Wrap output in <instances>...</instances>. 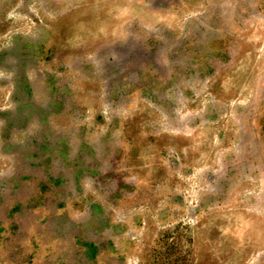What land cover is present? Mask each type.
Listing matches in <instances>:
<instances>
[{
	"label": "rangeland",
	"instance_id": "rangeland-1",
	"mask_svg": "<svg viewBox=\"0 0 264 264\" xmlns=\"http://www.w3.org/2000/svg\"><path fill=\"white\" fill-rule=\"evenodd\" d=\"M13 1L18 19L0 18V31L17 23L21 43L33 29L35 67H9L11 37L0 35V264H264L260 16L240 43L262 50L210 52L208 68L196 51L193 80L172 85L178 95L147 84L149 96L113 95L141 104L147 120L153 103L167 106L173 127L151 121L140 144L75 146L48 135L46 104L86 100L45 82L39 50L53 37L40 33L52 17L27 18L25 0ZM130 133L137 139L136 125Z\"/></svg>",
	"mask_w": 264,
	"mask_h": 264
},
{
	"label": "crops",
	"instance_id": "crops-1",
	"mask_svg": "<svg viewBox=\"0 0 264 264\" xmlns=\"http://www.w3.org/2000/svg\"><path fill=\"white\" fill-rule=\"evenodd\" d=\"M13 2L9 0L8 8L1 7V19H18ZM25 3V17H52L50 31L46 33L41 28L40 33L53 37L39 50L41 67L48 69L45 82L52 91H59L53 85L66 84L63 89L69 95L86 97L83 107L76 98L67 107L54 109L51 104L49 108V103L44 107L53 113L47 119L48 135L64 145L78 146L85 141L101 145L145 143V129L151 121L159 128L175 125L172 110L154 101L152 119L147 120L141 104L130 109L128 105L116 104L113 95L149 96L141 92L146 84L152 85L153 95H178L172 85L193 80L196 51L207 53L203 59L208 68L212 62L210 52L262 50L252 46L243 49L240 39L242 34L253 33L259 16L264 28V0H25ZM3 29L0 35L9 33L7 28ZM9 31L12 43L8 66L33 69L35 49L30 38L33 29L21 30L19 34L25 36L21 43L17 23L11 22ZM251 61L248 67L256 68L252 58ZM135 125L137 139L130 133Z\"/></svg>",
	"mask_w": 264,
	"mask_h": 264
}]
</instances>
